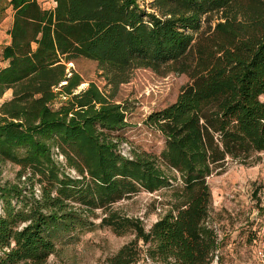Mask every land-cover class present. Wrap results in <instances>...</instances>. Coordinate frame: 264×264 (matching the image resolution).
<instances>
[{
    "label": "trees",
    "instance_id": "16d2710c",
    "mask_svg": "<svg viewBox=\"0 0 264 264\" xmlns=\"http://www.w3.org/2000/svg\"><path fill=\"white\" fill-rule=\"evenodd\" d=\"M8 9L0 163L19 171L0 183V264H45L59 235L95 221L134 236L103 264H212L207 179L264 152V0H151L150 11L138 0H0V20ZM77 58L97 64L109 95L93 83L76 93L82 79L66 64ZM141 68L189 79L144 121L163 140L158 155L119 151L127 123L112 100ZM161 191L170 210L148 230L114 211Z\"/></svg>",
    "mask_w": 264,
    "mask_h": 264
},
{
    "label": "rangeland",
    "instance_id": "374dc122",
    "mask_svg": "<svg viewBox=\"0 0 264 264\" xmlns=\"http://www.w3.org/2000/svg\"><path fill=\"white\" fill-rule=\"evenodd\" d=\"M138 4L145 11H150L151 0H138ZM40 5L44 9L53 6L46 1ZM219 18V15H211L207 21L214 27ZM11 23L12 12L8 9L0 20V54L2 47L9 44L7 32ZM5 66L0 55V69ZM66 68L67 72L76 73L82 79L76 93L93 83L105 95L110 94L111 87L95 62L77 58L66 64ZM188 83L186 75L157 74L142 68L132 71L129 81L119 86L112 100L121 106L127 123L117 133L123 139L119 146L121 154L128 155L134 150L155 155L161 152V136L147 128L144 121L149 115L173 104ZM12 93V90H7L0 97V105L11 100ZM63 100L57 98L53 108H58ZM18 171L19 168L10 163H0V183H17ZM207 184L211 194L208 224L215 230L218 243L212 264H264V152L254 154L244 164L228 161L222 171L207 179ZM171 203L169 191L140 192L115 205L114 211L139 219L148 230L170 210ZM133 238L131 233L116 236L95 221L83 232L59 235L55 251L45 264H103Z\"/></svg>",
    "mask_w": 264,
    "mask_h": 264
},
{
    "label": "built area",
    "instance_id": "2783aa9c",
    "mask_svg": "<svg viewBox=\"0 0 264 264\" xmlns=\"http://www.w3.org/2000/svg\"><path fill=\"white\" fill-rule=\"evenodd\" d=\"M56 158H57V160L59 161V162H63V158H62V156H56ZM72 174H73V172H71Z\"/></svg>",
    "mask_w": 264,
    "mask_h": 264
}]
</instances>
